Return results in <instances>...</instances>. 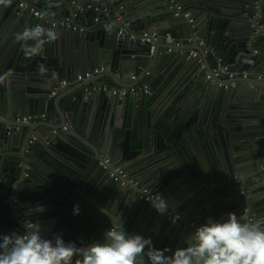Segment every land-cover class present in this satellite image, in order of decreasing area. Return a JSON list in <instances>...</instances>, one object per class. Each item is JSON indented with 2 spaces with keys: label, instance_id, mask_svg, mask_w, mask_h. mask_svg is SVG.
<instances>
[{
  "label": "water",
  "instance_id": "95a60500",
  "mask_svg": "<svg viewBox=\"0 0 264 264\" xmlns=\"http://www.w3.org/2000/svg\"><path fill=\"white\" fill-rule=\"evenodd\" d=\"M20 1L29 3H0V109L4 112L0 118V234L26 232L25 217L48 225L42 227L46 237L59 234L65 241L87 245L101 240L111 221L115 225L121 216L130 233L147 237L154 231L157 248L174 251L184 246L195 227L187 222L166 224L157 218L152 204L139 199L136 189L120 183H93L92 189L100 191L109 208L96 216V223L82 215L80 225L68 226L75 188L84 186L85 175L92 170L104 179L108 173L100 164L104 158L138 175L162 194L170 208L180 209L198 226L229 212L264 222V78L256 77L264 75V0H178L192 9L194 24L175 16L165 0L37 1L61 19L69 15L79 19L69 27H53L50 16L30 19ZM36 24L54 28L58 39L46 43L37 55L25 57L15 34ZM197 29L218 51L215 57L188 41ZM144 33H157L160 38L142 43ZM166 34L175 41L169 43ZM193 49L200 52L205 67L199 58L189 57ZM41 64L47 69L44 74L38 71ZM102 65L107 73L54 93L62 80H73L74 75ZM225 65L230 72L245 70L249 76L217 75ZM101 79L117 87L152 86L155 79L161 103L154 104L159 98H152V88L150 93L125 96L111 89L92 90ZM148 100L152 101L150 115L145 107ZM42 111L48 131L30 143L38 120L26 124L15 119ZM135 111L139 112L137 127L142 128L136 138L142 140V148L133 152V158L112 149L109 141L118 133L122 138L132 134ZM147 150L151 158L145 159ZM199 151L206 155L205 171L196 159ZM28 159L33 173L26 168ZM230 176L242 181H227ZM206 192L214 198L212 209L206 203L204 213L199 200L205 199ZM15 195L20 199L19 217L10 200ZM122 197L131 200L125 213L114 205ZM251 198L262 211L246 210Z\"/></svg>",
  "mask_w": 264,
  "mask_h": 264
},
{
  "label": "clouds",
  "instance_id": "9594fccd",
  "mask_svg": "<svg viewBox=\"0 0 264 264\" xmlns=\"http://www.w3.org/2000/svg\"><path fill=\"white\" fill-rule=\"evenodd\" d=\"M57 39L54 28L40 24L15 34L25 57L37 55L46 43ZM38 71L44 74L47 69L41 64ZM152 206L160 214L169 213L163 196ZM78 210L74 205L73 212ZM179 219L180 214H171L173 223ZM0 264H264V222L236 212L221 219L210 218L195 227L185 245L174 251L155 247L151 237L128 232L121 216L115 225L111 221L101 240L80 246L59 234L46 237L42 225L35 222L26 232L0 234Z\"/></svg>",
  "mask_w": 264,
  "mask_h": 264
},
{
  "label": "built area",
  "instance_id": "2783aa9c",
  "mask_svg": "<svg viewBox=\"0 0 264 264\" xmlns=\"http://www.w3.org/2000/svg\"><path fill=\"white\" fill-rule=\"evenodd\" d=\"M14 0H6V4H10L11 2H13ZM165 2H167L168 6L174 11L175 16H179V17H183L185 19H187L189 21L190 24H194V16L192 14V12L188 9H186L185 5L178 1V0H165ZM19 6L27 11H29L30 13H32L35 17L38 18H44L47 15V11L38 8L36 6H33L32 4L26 2V1H20L19 2ZM257 18H261L262 17V13L261 11L256 13ZM73 18L68 16L65 17L63 19H57V20H53L52 26L53 27H59V26H64V27H69L72 25L73 23ZM78 28V26H74V29L76 30ZM160 38V36L157 33H144L143 38L141 39L142 43H153L156 42L158 39ZM166 40L169 43H172L175 41V39L172 37L171 34H166L165 35ZM188 41L190 43H197V45L201 46L204 50V54L208 57H215L217 54L215 52V50L207 44V41L205 39H203L201 36H199L197 33H194V35H192ZM181 44V40H179V42L177 43V45L179 46ZM255 53H258V50H255ZM200 52L196 49H193L190 52L189 57H195V58H199V62L202 65V67H205V64L203 62V60L200 58ZM108 70L107 68L102 65L100 67H95L93 69H90L84 73H79L75 79L73 80H63L60 82V85L58 87L55 88V91H58L59 89L63 88V87H67L68 85H70L71 83H81V82H86V81H91L93 80L95 77L105 74L107 73ZM224 72H229V76L230 78H234L236 76H241L243 78H247L249 76V72L248 71H241V72H237V71H231L230 72V66L225 65L223 66L219 72L216 71V74H221ZM256 77L258 78H264L263 74H256ZM207 79H211V75L207 76ZM92 90H97V89H103V90H107V89H111L113 91V93L115 95H129V94H133V95H138L140 93H150L151 88L148 85H139V86H132L130 88H125V87H117L114 85H110L107 82H97L94 83L91 87ZM90 88L88 87L87 90L90 91ZM47 117L46 114H28L26 116H18L16 117L15 121L16 122H23L26 124H31L37 120L40 119H45ZM1 118V115H0ZM64 130L68 129V126H64L63 127ZM56 132V131H54ZM37 138V136H33L32 139L30 140V143H32L35 139ZM101 165L107 166L109 167V175L111 177V179L116 182V183H120L124 186L127 187H132L134 189H136L137 194L139 196V198L147 203L150 204H156L159 200H161L162 198V194L154 191L150 188L144 187L142 186L137 180H135L132 175L130 174V172L123 168V167H113L111 164V160L109 158H104V160H102ZM227 181H238L241 182L242 179L240 177H233L230 176L228 177ZM215 187H218L220 185H213ZM242 195L246 194V190L245 188H242L241 191ZM13 203H14V209H15V216L19 217L21 215L20 211L17 208V205L20 202V199L17 195L11 197L10 199ZM247 211H251V208L248 206L246 208ZM157 211V210H156ZM158 213V211H157ZM180 214V219L176 222L177 224H181L183 222H187L189 223V225L193 226V227H197L198 226V222L195 219H190L187 215L182 214L180 212H178L175 209H172L169 207V213H165V214H160L162 215L166 220L172 222L171 220V214ZM23 219L26 221L27 225H31L34 224L32 220L30 219H25V217H23ZM252 220L254 219V217L251 218Z\"/></svg>",
  "mask_w": 264,
  "mask_h": 264
},
{
  "label": "crops",
  "instance_id": "0c3cea01",
  "mask_svg": "<svg viewBox=\"0 0 264 264\" xmlns=\"http://www.w3.org/2000/svg\"><path fill=\"white\" fill-rule=\"evenodd\" d=\"M37 1H39V0H29V3L32 4L33 6H36L38 8H41V9L47 11V15L46 16H50L51 20L61 19V18L57 17L56 14L54 15L53 13H51V11H50V9L48 7H42L43 6V2H39V4H38ZM180 2H182L184 4V1H180ZM166 5L168 6L167 2H166ZM168 8L171 9L169 6H168ZM78 9L79 10H82L83 8H82V6H80ZM189 10L192 12V9H189ZM27 13H28V17H30V19H36V18H38V17H35L29 11H27ZM69 16H71V15H69ZM72 18H73V21L76 20L77 23L80 22L79 19L78 18L75 19V17L73 15H72ZM195 33H197L200 36V30L199 29H197ZM206 41H207V44L210 45V43H208V40H206ZM163 47H165V46H163ZM214 50H215L216 54H218V51L216 49H214ZM77 75L78 74L74 75L73 79H75V77ZM186 78H188V76ZM64 80H67V79H64ZM100 82H105V80L104 79H101ZM152 83H153L152 86H150V88H152L154 90V92H153L154 93V96L152 98H157V97L159 98V99H154V102H155L154 104L161 103V100L162 99H160V98H162V97L160 96L161 92L159 91V85L157 84V82H156L155 79H154V81ZM128 85H129V83L127 84V86ZM67 87H63L64 89L63 88H61V89H63L65 91ZM150 104H152V101H150V100H148L145 103V107H146V110H147V112H148L149 115L151 113V107H149ZM1 114L4 115V112H2L1 109H0V115ZM31 114H46V113H44L42 111L41 113H31ZM138 114H139V112H136L135 111L134 112L133 120L130 121L131 122V125H132L131 126L132 127V129H131L132 134L130 136H128L125 133L123 135L124 138H122L121 135H119V133H118L117 135L111 136L110 137V141H109V143H110L109 145H110V147L112 149H114V150L120 149L121 150V153L123 152L125 154H129V156H131L133 158H135V155L132 156L133 152H136V151H138L139 149L142 148V145H140V143L142 144V140L136 138L137 133L139 134V130L142 129V128L139 129L137 127V117H138ZM88 116H89V113H87V118H88ZM140 116H141V119H142V117H144V119H145V116H146L145 112L141 110ZM1 117H2V115H1ZM38 122H39L37 124L38 131H36L35 136H39V134H45V131L46 130L48 131V128L46 126V118L45 119H40V120H38ZM245 125L246 124H244V126ZM123 129H124V126H123ZM84 142H86V141H84ZM150 154H151V152L147 150V151L144 152L143 157L145 159H147V157L151 158V156H149ZM140 158H141V155H140ZM196 159L199 162V165L202 168V170L205 171L206 169H208V162H207V159H206V155H205V153L203 151L197 152ZM110 160L113 162L112 166L114 167L116 165V163L112 160V158H110ZM28 162L30 163V166L28 165L26 168L31 173H33V166H32L33 165V162H31L29 159H28ZM101 162H100V164H101ZM74 166H76V165H74ZM81 166H84V165H81ZM42 167H45V165H43ZM115 167H121V166L116 165ZM39 169L41 171V168L40 167H37V170H39ZM107 170H108V173L106 174V176L104 177V179L100 178V174H97V172H95V171L92 170V172H89V174H87V176L85 175L86 178L83 181V185L84 186L83 187H76L75 188V190L77 191V195H76V197H74V199H72V200L70 199L71 204H70L69 207L71 208V213L68 215V217H69V219H70L71 222L68 223V226L69 227L72 226L71 228H74V226L80 225L81 224L80 222L82 221L81 220L82 215L89 222L96 223L98 221V218L96 216H100L102 214V212H104L106 209L109 208V207H107V205H108L107 201H105L103 198H101L100 195H98V194H100V191L99 190L95 191V189H92L94 187V184L93 183H95V182L96 183L99 182V184L101 186L102 185H106V183H113V184L115 183V184H117L116 182H114L111 179V177L109 175V167H107ZM206 174H208V173H206ZM132 177L135 180H137L142 186L149 188L147 185H145L143 183V181H141V179L138 177V175H132ZM66 178H67V180L66 179H64V180L67 181L68 184H70L69 178L68 177H66ZM225 183H226V181H225ZM157 192H159V191H157ZM199 193H203V190H201ZM211 195H212L211 192H206L205 196H203V198H205V199H200L199 200V202L201 203V206H199V209H202L204 206H206V203H208V209H212V205L210 204V201H212L213 200L212 198H214V197L211 196ZM130 201L131 200L122 197V198L116 200V202L114 203L115 208L118 211H120L121 213H125L126 210L129 207V205H130V203H129ZM145 203H147V202H145ZM74 205L78 206V209H79L78 212H75V213L73 212V206ZM249 207H252V209L254 211L261 210L260 209V206L257 207L255 205V203H254V201H253L252 198H251L250 206ZM152 209H153L154 213L157 214V218L158 219H161L166 224L167 223H170L171 225L176 224V223H173V222H170V221L166 220L162 215L158 214L157 211H156V209L153 206H152ZM173 209H175V208H173ZM175 210H177L178 212H180V209H175ZM202 211H204V213H207V212H205V207L202 209ZM263 214H264V212H263ZM47 221H48V219H45L43 221V223H46ZM42 227L43 228H47L48 225H44ZM148 228H150V227H148ZM150 229H152V228H150ZM154 235H155V232L154 231H151L149 233V235L147 236V237H151L152 238L153 243H155Z\"/></svg>",
  "mask_w": 264,
  "mask_h": 264
},
{
  "label": "bare ground",
  "instance_id": "6f19581e",
  "mask_svg": "<svg viewBox=\"0 0 264 264\" xmlns=\"http://www.w3.org/2000/svg\"><path fill=\"white\" fill-rule=\"evenodd\" d=\"M142 85H145V84H142ZM132 86H139V85H128V86H125V88H130Z\"/></svg>",
  "mask_w": 264,
  "mask_h": 264
}]
</instances>
